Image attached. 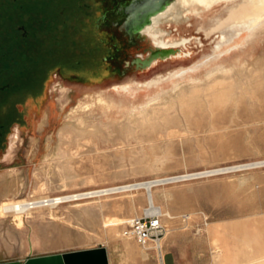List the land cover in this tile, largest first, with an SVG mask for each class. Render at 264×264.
Listing matches in <instances>:
<instances>
[{
	"label": "rangeland",
	"instance_id": "374dc122",
	"mask_svg": "<svg viewBox=\"0 0 264 264\" xmlns=\"http://www.w3.org/2000/svg\"><path fill=\"white\" fill-rule=\"evenodd\" d=\"M124 1L0 0V190L9 184L20 188L13 200H54L196 177L152 187L164 214L160 248L128 240L146 259L128 258L122 246L126 222L148 208L146 191L139 190L32 211L20 230L11 218L0 220V263L102 249L106 264H213L208 230L264 216V24L252 33L264 9L196 32V24L222 7L198 6L199 18L182 11L174 17L179 32L151 23L139 36L122 24ZM154 47L168 54L145 63ZM227 55H238L230 72L260 70L259 100L214 115L200 109L185 117L177 108L153 128V121L141 128L122 117L108 125L110 136L97 133L92 140L77 133L101 130L104 116L97 108L85 118L74 114L79 101L109 99L105 90L114 84L155 80L179 69L197 72ZM168 105L155 102L147 109L166 113ZM127 127V133L121 130ZM41 185L45 190L34 196ZM116 226L118 240L109 235ZM184 226L168 235L171 227Z\"/></svg>",
	"mask_w": 264,
	"mask_h": 264
},
{
	"label": "bare ground",
	"instance_id": "6f19581e",
	"mask_svg": "<svg viewBox=\"0 0 264 264\" xmlns=\"http://www.w3.org/2000/svg\"><path fill=\"white\" fill-rule=\"evenodd\" d=\"M129 4L130 3H125L122 8L125 10L126 15L125 25L133 28L134 33L139 36L144 34L145 30L151 23L156 29H159L165 23H168L169 25L167 26L169 30L175 28V32H179L176 27L173 26L174 17L182 11L184 14H190L195 18H199L198 6L204 10L207 8L211 9L214 5H222L221 9L214 15L201 23L196 24V32L197 30L206 29L208 27L214 28L220 26L226 21L245 20V18L252 13L264 9V0H139L138 3H133L131 5L132 7L126 9ZM226 12L229 14L228 17L224 16ZM172 22L173 24H171ZM206 22H209V25L205 26ZM253 24L252 33L255 32L258 26L264 24V16H260L259 22H253ZM177 36H179V33H177ZM174 37L175 35L172 36V40H175ZM170 53L172 54V52ZM167 54L168 53L160 50L157 51L155 48L150 58L144 60V62L147 63L157 56L164 58ZM235 56L237 57L238 55H227L225 58L215 59L206 66L201 67L197 72H188L184 69H179L174 70L164 77H157L155 80L114 84L105 90L109 99L102 96H95L87 102L79 101L77 107L74 109V114L85 118V115L97 108L104 112V116L100 120V125L102 127L101 130H84L77 131V133H85L92 140L93 135L97 133L103 134L106 137L110 136L114 129H111L108 125L111 124L112 126L114 124L113 122L122 117L126 120H130V125L138 124L141 128L147 127L148 123L153 121L154 123L149 125L153 128L159 124L156 121L160 120L165 122L170 116V111H175L177 108V111L180 109L185 112V117L192 115L194 110L200 109L206 114L214 115L220 111L227 110L229 105H231V108H237L240 103H245V101L253 102L254 100H259L263 96V84L261 82L263 78L260 70L238 68L236 71L230 72V64L237 61L235 60ZM141 62L140 60L138 61L139 67L143 65ZM219 62L221 63L218 64ZM213 65L218 66V68L214 70ZM219 73L223 75L216 76ZM173 94L176 95L175 99L172 98ZM167 98H169V100ZM162 101H167L169 104L166 113H162V111L157 110L156 107L151 110L147 109L149 104L155 102L160 103ZM201 102L202 104H200ZM200 105L202 106L197 109ZM62 111H64V108ZM84 122L85 120L82 121L83 124ZM86 126L87 125H84L83 128H86ZM121 130L127 133L130 129L127 127ZM71 133L73 132H70L69 134L71 135ZM244 167L246 168V166ZM195 177L196 175L170 178L160 181H149L147 183H135L104 191L72 194L54 200L40 199L32 201L13 200V196L20 188L6 184L1 187L0 190L3 198L0 201V220L11 218L10 220H12L15 227L20 230L23 227L24 218L30 217L32 211H40L42 209L51 210L63 203L80 202L83 200L139 190L146 191L148 208L144 211L145 216H157L159 218L161 216V211L154 204L151 190L152 187L156 185L152 183L161 182L160 185H164L191 180ZM44 190L45 186L41 185L33 191V194L35 196V194L43 192ZM109 235L118 240L120 238L119 226L111 228ZM122 237L123 241H126L127 239L132 240L124 237L123 233ZM160 241L153 245L152 248L158 250L160 248ZM142 248L145 249V247Z\"/></svg>",
	"mask_w": 264,
	"mask_h": 264
},
{
	"label": "crops",
	"instance_id": "0c3cea01",
	"mask_svg": "<svg viewBox=\"0 0 264 264\" xmlns=\"http://www.w3.org/2000/svg\"><path fill=\"white\" fill-rule=\"evenodd\" d=\"M160 211L161 216L159 218H162L164 214L161 209ZM235 226L208 230L211 250L217 251L215 256L211 251L213 264H264V216L258 218L255 215V217L242 222L239 226ZM185 227L181 229L171 227L168 230V235L174 237L178 231ZM127 242L128 239L122 241V246L128 258H147L148 254L143 250L141 253L138 252L135 245Z\"/></svg>",
	"mask_w": 264,
	"mask_h": 264
},
{
	"label": "built area",
	"instance_id": "2783aa9c",
	"mask_svg": "<svg viewBox=\"0 0 264 264\" xmlns=\"http://www.w3.org/2000/svg\"><path fill=\"white\" fill-rule=\"evenodd\" d=\"M164 232L161 220L157 216H143L127 221L123 236L134 240L141 247H147L151 242L158 243Z\"/></svg>",
	"mask_w": 264,
	"mask_h": 264
},
{
	"label": "water",
	"instance_id": "95a60500",
	"mask_svg": "<svg viewBox=\"0 0 264 264\" xmlns=\"http://www.w3.org/2000/svg\"><path fill=\"white\" fill-rule=\"evenodd\" d=\"M161 182H154L160 185ZM107 258L105 251L96 249L76 253H64V255H54L46 257L30 258L26 261H11L0 264H106Z\"/></svg>",
	"mask_w": 264,
	"mask_h": 264
},
{
	"label": "flooded vegetation",
	"instance_id": "af4514ba",
	"mask_svg": "<svg viewBox=\"0 0 264 264\" xmlns=\"http://www.w3.org/2000/svg\"><path fill=\"white\" fill-rule=\"evenodd\" d=\"M121 3H130L129 6H128L126 9H129L130 7H132L131 5L133 4V3H132V0H129V1L125 0L124 2H121ZM124 5H125V4L121 5V6H120V9H121V19H122V24H123L124 27H125V26H126V25H125L126 15H125V10L122 9V8L124 7ZM128 11H129V10H128ZM126 27H127V26H126ZM128 29H129L128 31H130L131 33H134L133 28L128 27Z\"/></svg>",
	"mask_w": 264,
	"mask_h": 264
}]
</instances>
